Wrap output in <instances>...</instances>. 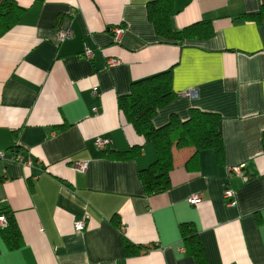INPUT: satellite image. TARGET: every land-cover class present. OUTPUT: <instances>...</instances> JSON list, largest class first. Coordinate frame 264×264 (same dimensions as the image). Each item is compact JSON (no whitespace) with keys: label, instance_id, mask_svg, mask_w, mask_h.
<instances>
[{"label":"crops","instance_id":"1","mask_svg":"<svg viewBox=\"0 0 264 264\" xmlns=\"http://www.w3.org/2000/svg\"><path fill=\"white\" fill-rule=\"evenodd\" d=\"M14 1L25 10L0 37V211L12 214L23 243L9 248L0 230V264H197L180 232L188 223L203 264H264V11L251 18L260 0H173L174 29L201 21L213 29L181 42L157 36L146 16L151 0ZM164 71L176 96L152 124L172 114L185 120L191 107L219 113L224 160L203 150L188 167L194 148L174 147L169 188L148 196L138 170L155 149L117 98ZM188 89L196 95L182 94ZM97 137L106 148L94 146ZM134 146L142 148L133 158L102 155ZM81 160L85 171L71 168ZM239 165L242 175L230 172ZM226 185L233 205L222 196ZM194 194L202 199L191 205ZM123 239L141 251L124 256Z\"/></svg>","mask_w":264,"mask_h":264},{"label":"trees","instance_id":"2","mask_svg":"<svg viewBox=\"0 0 264 264\" xmlns=\"http://www.w3.org/2000/svg\"><path fill=\"white\" fill-rule=\"evenodd\" d=\"M24 10L14 0H0V37L19 22ZM263 11L264 0H260L258 12L251 14V18L259 20ZM174 13L173 0H151L146 5L147 19L162 40L181 42L189 38H208L213 34L209 21L174 29L171 25ZM175 96L171 73L164 71L132 81L129 92L117 98V107L126 122L143 137V143L150 142L155 149L154 161L146 168L138 170L142 191L148 196L169 188L174 147L194 148V153L186 161L188 167L198 164L199 153L203 150L213 151L217 163H222L224 160V142L221 132L223 118L219 113L191 107L185 120L172 114L164 125L155 127L152 124V118L157 110L168 105ZM261 145L264 150V131L261 136ZM141 148L142 146H134L125 151L103 150L102 155L111 159H128L136 156ZM1 214L5 216L7 225L0 230L8 247H18L23 240L12 214L0 211ZM180 232L185 251L197 264H203L205 258L196 228L189 223L183 224ZM122 248L124 256H134L141 251L140 246L126 239L122 241Z\"/></svg>","mask_w":264,"mask_h":264},{"label":"built area","instance_id":"3","mask_svg":"<svg viewBox=\"0 0 264 264\" xmlns=\"http://www.w3.org/2000/svg\"><path fill=\"white\" fill-rule=\"evenodd\" d=\"M123 31V28L122 27H113L112 29V32H113V36H114V39L117 40L119 38V36L121 35ZM71 37V31L70 30H67V31H62L60 33V40H64V39H67V38H70ZM82 55L86 58H90L92 57V51L88 48V47H84V50L82 52ZM116 61L114 59H111L109 60L107 63L108 65L110 64H113L115 63ZM184 95L186 96H190V97H193L196 95V92L194 89H188L186 91H183ZM108 140L107 139H104V138H101V137H97L95 140H94V146L98 149H104L106 148L107 144H108ZM3 156V153H0V157ZM16 159L15 160H20V156L19 155H15ZM22 165L23 166H31L32 163L30 161V159L28 158L26 161L22 162ZM71 165V168L76 170V171H85L86 167H87V161L85 160H81V161H71L70 163ZM241 167L242 165H239V166H232L229 168L230 172L234 173V174H237V175H242V172H241ZM222 196L224 198V200L226 201V203L230 204V205H233L235 203V192L234 190L227 186L224 188L223 190V193H222ZM202 197L200 194H194L192 195L190 198H188V203L191 204V205H194V204H197L201 201ZM87 218V215H85L81 220H78L74 223V227L77 231H81L84 229L85 227V220ZM7 225V222H6V218L3 214L0 215V228H3Z\"/></svg>","mask_w":264,"mask_h":264}]
</instances>
